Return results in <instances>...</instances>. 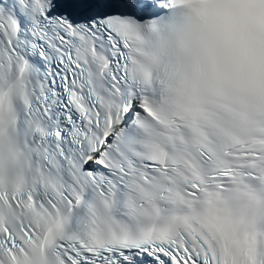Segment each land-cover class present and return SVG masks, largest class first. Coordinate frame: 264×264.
Here are the masks:
<instances>
[{
    "label": "snow or ice",
    "instance_id": "obj_1",
    "mask_svg": "<svg viewBox=\"0 0 264 264\" xmlns=\"http://www.w3.org/2000/svg\"><path fill=\"white\" fill-rule=\"evenodd\" d=\"M0 264H264V0H0Z\"/></svg>",
    "mask_w": 264,
    "mask_h": 264
}]
</instances>
